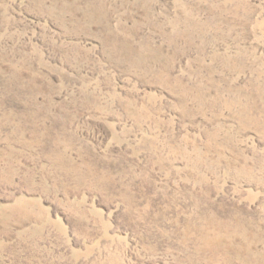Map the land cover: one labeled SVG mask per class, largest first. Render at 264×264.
Listing matches in <instances>:
<instances>
[{
    "label": "rangeland",
    "instance_id": "374dc122",
    "mask_svg": "<svg viewBox=\"0 0 264 264\" xmlns=\"http://www.w3.org/2000/svg\"><path fill=\"white\" fill-rule=\"evenodd\" d=\"M0 264H264V0H0Z\"/></svg>",
    "mask_w": 264,
    "mask_h": 264
}]
</instances>
